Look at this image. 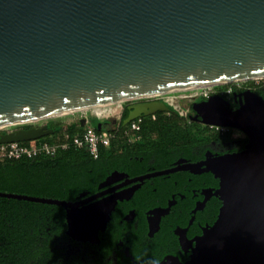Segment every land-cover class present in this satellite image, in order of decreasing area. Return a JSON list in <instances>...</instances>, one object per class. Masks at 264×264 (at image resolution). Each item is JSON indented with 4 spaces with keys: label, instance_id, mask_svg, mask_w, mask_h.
Here are the masks:
<instances>
[{
    "label": "water",
    "instance_id": "1",
    "mask_svg": "<svg viewBox=\"0 0 264 264\" xmlns=\"http://www.w3.org/2000/svg\"><path fill=\"white\" fill-rule=\"evenodd\" d=\"M262 76L264 0H0V128L119 98ZM196 105L208 107L199 111L204 123L239 129L248 143L239 152L209 151L189 165L198 167L187 168L192 173L212 172L219 179L206 200L217 196L222 206L201 235L189 240L183 233L190 258L167 262L264 264V98L252 93L237 109L220 95L195 104L198 111ZM164 110L169 107L161 100L133 104L123 124ZM53 132L47 124L16 129L1 134L0 144ZM130 194L84 205L0 192L63 207L66 234L90 243H98L105 228L99 225L103 204L105 223Z\"/></svg>",
    "mask_w": 264,
    "mask_h": 264
},
{
    "label": "flooded vegetation",
    "instance_id": "2",
    "mask_svg": "<svg viewBox=\"0 0 264 264\" xmlns=\"http://www.w3.org/2000/svg\"><path fill=\"white\" fill-rule=\"evenodd\" d=\"M236 83L222 84L207 94L195 97L193 101L189 97L190 104L186 114L181 115L167 104L169 110L158 111L155 117H152L153 120L166 119L180 123L187 137H192L193 140L203 139V143H193L190 146V143L171 142L173 145L166 149L164 158L155 154L148 159L145 155L131 158L129 168L132 174L113 168L99 181L96 192L84 191L76 199L71 200L85 202L84 205H88L95 200L100 202L107 199L106 197L116 192L127 194L131 192L128 198L118 201L105 223L107 204L100 208L99 225H105V228L99 230L98 243L76 241L67 235L68 239L63 246L66 248L65 256L72 264H161L170 261L168 259L171 258H178L182 262L190 258L191 247L182 241V236L185 233L189 240L198 236L199 223L196 214L205 208L207 201L212 197L206 200L209 189L213 188L204 187L199 190L196 186L190 187L194 184L192 177L186 182L182 175L201 174L192 173L187 168H191L189 165L192 163L206 159L209 151L215 155L239 152L248 143V136L239 129L204 123L200 114L202 111L199 108L198 111L195 110L194 105L220 95L230 103L231 108L237 109L252 93L264 98V79ZM150 101L159 99L154 97L133 99L127 101L124 109L129 111V106L133 104ZM99 123L102 128L107 122L99 120ZM16 129L19 128L16 127L14 130ZM230 132L231 138L225 142L214 139L207 141L213 133L226 135ZM172 184L176 185L177 190L171 191ZM157 185L158 189L155 187ZM151 187H155L153 191L150 190ZM96 194H99V197L90 200ZM193 201L196 204L187 225L186 212ZM202 202H205L202 209L193 212ZM186 254L189 258L183 261Z\"/></svg>",
    "mask_w": 264,
    "mask_h": 264
},
{
    "label": "trees",
    "instance_id": "3",
    "mask_svg": "<svg viewBox=\"0 0 264 264\" xmlns=\"http://www.w3.org/2000/svg\"><path fill=\"white\" fill-rule=\"evenodd\" d=\"M128 114L125 108L120 123L109 129L121 130L125 127L123 123ZM91 123L99 131V119L92 118ZM47 125L54 132L41 140H62L66 133L74 135L83 129L80 123L63 125L49 121ZM29 127L26 125L18 128ZM6 132L0 131V135ZM140 134L141 138L132 143L125 137L113 141L110 147L101 150L96 159L85 149L74 146L59 151L53 157L8 159L0 156V192L74 200L81 192H96L99 181L113 168L132 174L129 168L131 158L145 155L148 159L153 154L164 158L166 149L173 144L190 143L191 146L193 143L204 142L203 139L187 137L180 123L166 119L153 120L152 116L144 118ZM231 134L213 133L207 141L214 139L225 142L231 138ZM182 177H185L186 182L192 177L194 184L190 187L196 186L199 190L204 187L219 188V179L212 172L184 173ZM155 187L158 189L159 185ZM155 187L150 190L153 191ZM175 190L176 185L172 184L171 191ZM195 204L193 201L188 206L187 225ZM221 206L220 198L212 196L205 208L198 211V235L202 234L204 225H212L216 221ZM66 229V210L63 207L0 196V264H72L66 258V248L63 246L68 239ZM188 258L186 254L182 260Z\"/></svg>",
    "mask_w": 264,
    "mask_h": 264
},
{
    "label": "built area",
    "instance_id": "4",
    "mask_svg": "<svg viewBox=\"0 0 264 264\" xmlns=\"http://www.w3.org/2000/svg\"><path fill=\"white\" fill-rule=\"evenodd\" d=\"M212 88L197 89L196 91H171L163 93L161 95L155 96L161 101L166 102L168 105L172 106L181 115L186 114L180 105L183 99L193 98V96H200L202 94H207ZM189 94V95H188ZM144 99V98H143ZM129 102V101H128ZM125 102H119L110 104L106 109L104 115L95 114L96 118L99 120H107L110 116H116L118 118V124L121 121L123 113V104ZM87 111V110H85ZM118 112V113H117ZM118 114V115H117ZM153 118L155 114L149 115ZM146 116H139L136 119L128 122L125 127L120 129H109L104 128L99 131L96 130L95 126L91 123V119L88 117H83L80 119L79 123L81 125L82 119H85L82 125L83 129L74 135H69L66 133L62 140L58 141H48V140H34L30 144H25L24 142H8L0 144V156L8 159H21V158H34L38 156H55L59 151L68 149L74 146L78 149H85L90 156L93 158H98L101 154L103 148H108L112 145L113 141H117L121 137H125L128 142L132 143L141 138V128ZM54 118V117H50ZM49 118L41 119L38 121L47 120ZM32 121V122H38ZM28 122L25 124H29Z\"/></svg>",
    "mask_w": 264,
    "mask_h": 264
},
{
    "label": "rangeland",
    "instance_id": "5",
    "mask_svg": "<svg viewBox=\"0 0 264 264\" xmlns=\"http://www.w3.org/2000/svg\"><path fill=\"white\" fill-rule=\"evenodd\" d=\"M263 79H264V77H261V78H258V79H254V80H259L260 81V80H263ZM240 82H242V81H240ZM236 84H240V83H236ZM218 86L213 87L211 90L217 89ZM195 97L196 96H193L192 99H195ZM188 101H189V98H187V99H185V100L180 102V105H181V107H182V109L184 111H186L188 109V107H189L190 103ZM126 103L127 102H125L123 104V108H124V105ZM85 110H87V111H85ZM83 117H88L90 119L96 118L95 114L92 112L91 109H83V110H76L75 112L67 114V115H62V116H58V117H54V118H49V119L43 120V121L32 122V123H29V124H20V125H15V126L3 127V128H0V131H8V132H10V131L14 130L16 127L25 126V125H29V126H32V127H39V126H42L44 124H47L49 121H56V122L62 123L63 125H69V124H72V123H79L80 119L83 118ZM102 121H106L107 122V123H105L103 125L104 128H106V127L107 128H115L118 125V118H116V116H114V115L110 116L107 120H102ZM19 129H21V128H19Z\"/></svg>",
    "mask_w": 264,
    "mask_h": 264
},
{
    "label": "bare ground",
    "instance_id": "6",
    "mask_svg": "<svg viewBox=\"0 0 264 264\" xmlns=\"http://www.w3.org/2000/svg\"><path fill=\"white\" fill-rule=\"evenodd\" d=\"M262 77H264V76H262ZM258 78H261V77L236 78V79L232 80L231 82H211V83H204V84H199V85L189 86V87H177V88L168 89L166 91L164 90V91L159 92V93H156V94L145 95L143 97H138V98L155 97V96L161 95L163 93L171 92V91H196L197 89L213 88L215 86H218V85L220 86L222 84H230V83H236V82L238 83L240 81H248V80H254V79H258ZM138 98H135V97L119 98V99L114 100V101L109 102V103L96 104V105H92V106H86V107H82V108H76V109H72V110H69L67 112L61 113V114L53 115L51 117H58V116H62V115H67V114H70V113L75 112L76 110H83V109H91L97 115H104V113H106V109L110 106V104L119 103V102H123V101L124 102H127V101H130V100H133V99H138ZM201 107L203 109H201ZM198 108L203 112V110H205V108H208V107L199 105ZM209 119H212V117L209 116ZM191 168H194V170H196L198 167L197 166H191ZM168 263L169 262H167L165 264H168Z\"/></svg>",
    "mask_w": 264,
    "mask_h": 264
}]
</instances>
